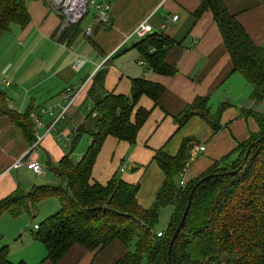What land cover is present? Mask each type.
<instances>
[{"label": "trees", "instance_id": "16d2710c", "mask_svg": "<svg viewBox=\"0 0 264 264\" xmlns=\"http://www.w3.org/2000/svg\"><path fill=\"white\" fill-rule=\"evenodd\" d=\"M206 11L213 13L234 71L251 85V98L262 102L264 45L255 43L246 27L227 9L225 0H200L194 17L199 19ZM31 18L27 0H0V33H7L12 24L24 27ZM83 34L87 35L81 22L64 28L59 26L55 31L57 39L68 46ZM172 44L173 40L157 32L140 39L134 47L149 69L173 76L179 69L166 62ZM101 77L99 74L98 79ZM95 84L90 89L94 107L75 127L69 152L58 163L48 161V168L58 176L59 184H40L29 191L19 186L13 194L0 200V218L6 211L14 217L26 212L33 214L45 198H56L60 209L45 217L38 229L32 230L33 236L48 250L46 259L50 264H58L75 244L101 251L114 241L129 247L128 253L114 264H264V111L247 109L257 130L184 186L179 184L180 171L190 160L192 151L205 145L196 134H189L180 139L172 153L168 148L170 139L166 141L152 157L164 175L163 181L152 204L144 207L138 200L139 182L129 183L114 176L102 184L92 175L93 167L107 136L129 144L136 142L152 111L139 105L140 98L147 95L158 106L165 86L146 77H134L130 81L129 94L96 95ZM6 97L0 89V98ZM229 106L222 102L213 111L208 96L198 97L175 115L174 121L179 130L192 118L200 117L214 135L223 128L222 116ZM34 112L32 104L23 113L0 109V114L16 122L30 144L36 139L31 116ZM83 136L90 139L88 148L78 161H74L75 145ZM194 188L187 218L171 247L170 241ZM170 205L174 206V212L163 236L159 237L157 226L161 210ZM157 239L161 241L159 248L154 246ZM9 253L8 245L0 247V264H27L22 260L12 262Z\"/></svg>", "mask_w": 264, "mask_h": 264}, {"label": "crops", "instance_id": "0c3cea01", "mask_svg": "<svg viewBox=\"0 0 264 264\" xmlns=\"http://www.w3.org/2000/svg\"><path fill=\"white\" fill-rule=\"evenodd\" d=\"M27 1L32 16L30 22L24 27L12 24L6 34L4 43L6 48L0 52V89L7 95L5 99L0 98V109L23 113L31 104L34 106V115L42 118L41 127L37 125L36 120H33L35 142L40 139L37 145L39 149H31L34 142L27 143L22 129L16 122L8 115L0 114V200L13 194L19 186L26 191L34 186L33 180L25 177L27 172L31 171L36 176H43L46 173L44 170L42 175L37 174L25 165L11 167L14 161L20 158L26 161L32 159L48 169V161L58 163V160L69 152V146H65L64 138L72 137L75 127L85 120L81 119L80 109H77L75 103L82 98L84 103L87 100L94 107L93 97L90 95L94 83L98 88L96 95L108 92L129 94L130 81L134 77H146L154 83L165 86V91L159 97L158 106L147 95L140 98L139 105L151 108L152 111L142 126L136 142L129 144L117 137L107 136L93 167L92 175L102 184L107 183L114 176L123 178L129 183H141L138 200L144 207L152 204L164 177L159 166L153 162L155 150L172 137L174 141L176 134L185 130L189 124L197 125L189 134H196L199 137L201 144L205 145L204 151L208 156L200 157L204 151L199 152L198 158L193 160L187 171V181L204 172L215 159H220L232 151L239 141L247 139L252 131L257 130L253 118L246 113L247 109H252L251 105L256 103L250 96L252 87L240 73L234 71L232 58L222 39L218 24L214 21L213 13L206 11L199 19L194 17L196 9L200 6V0H109L112 6L110 11L112 26L106 28L99 23L96 24L97 13L94 8V12L89 13L91 20L84 29L85 32L88 26L94 25V32L88 36L83 34L69 46L60 42L55 35L57 28L62 26L64 17L52 1ZM225 4L246 27L255 43L259 46L264 45V0H225ZM173 15H178V18L173 20L171 18ZM146 18L151 26V34L163 32L169 40H173L166 57L168 64L175 65L179 69L173 76L156 73L149 69L147 64L141 65L140 61L143 59L134 47L140 39L135 40L130 37L126 40L128 34ZM85 39L88 42H84ZM17 53L21 55L13 57ZM128 54L134 57V64L144 70L142 75L141 71L134 67H129L127 71L116 68L114 64L116 57ZM80 58H86V62L78 69L75 61ZM99 74H102L100 79H98ZM237 75L242 77V81L247 83V86L240 82ZM4 78L9 80V85L2 83ZM83 84H85L84 88L66 116L68 119H76L73 120L75 122L80 120L78 124L71 131H65L62 128V121L68 119H59L54 128L48 130L56 120L57 111L60 112L64 107L63 104L67 103L63 94L69 89L77 90ZM233 85H238L244 92L245 98L239 99L238 103V98L231 100L232 96L237 94L236 89L230 90ZM220 92L223 93L222 98H218V105L227 102L230 104L229 107L236 106V108L232 111L231 109L224 111L222 116L224 125L217 134L213 135L205 120L201 119L202 126L199 121H194L200 117L192 118L186 126L178 130L174 121L175 115L198 97L203 96H208L212 108L213 97ZM48 95H51L50 101L59 97V102L54 106L55 116L51 117L44 113L47 115L45 119L41 116L43 113L38 110L37 102H39L38 98L42 100L49 97ZM234 125H237L238 133L233 130ZM198 128L200 129L196 131ZM207 136L208 138L213 136L210 143L205 141ZM179 144L177 140L174 150ZM211 144L213 146L210 150ZM122 164H127V169L130 170L132 167L135 168L131 171V176L125 174L127 169L121 171ZM53 176L59 183L58 176L55 174ZM148 177L149 189L145 192L144 181ZM49 209L47 208L46 211ZM41 211L42 209L38 214H41ZM51 214L53 212L49 215ZM36 218V212L22 213L16 217L7 211L2 213L1 223L10 221L18 225L12 235L13 240H16L14 238L17 233L21 236L17 250L11 249L8 244L9 258L12 262L22 260L27 264H50L46 259L48 250L43 242L33 236L32 230L24 226L25 220L33 221ZM36 223L33 224V229ZM3 237L8 239L6 235ZM128 251L129 247L121 241H114L101 251L88 250L80 244H75L58 264H114Z\"/></svg>", "mask_w": 264, "mask_h": 264}, {"label": "rangeland", "instance_id": "374dc122", "mask_svg": "<svg viewBox=\"0 0 264 264\" xmlns=\"http://www.w3.org/2000/svg\"><path fill=\"white\" fill-rule=\"evenodd\" d=\"M88 10H89V12L88 13H90L91 12V14L94 12V8L91 6V4L89 5V8H88ZM90 20H91V15L90 14H88L85 18H83V20H82V22H81V27L82 28H86V25L90 22ZM64 23V21L62 20V24ZM7 33H0V52L1 51H4L5 50V46H4V43H5V40H6V38H7V35H6ZM132 42H134L135 40H131ZM84 42H88L87 41V39H85L84 40ZM128 46H129V44H128ZM126 49H127V47H126ZM21 50V49H20ZM22 51V50H21ZM23 52V51H22ZM84 53H86V52H84ZM21 55V53H17V54H15L13 57H15L16 55ZM52 54V53H51ZM10 55H12V54H10ZM119 55V54H118ZM88 56L86 55V58H87ZM23 60V59H22ZM114 64H115V66H116V68H118L119 70H121V71H127L128 70V68L129 67H134V68H136L137 70H139V71H141V75L143 74V72H144V70L143 69H141V68H138L135 64H134V57L131 55V54H128V55H123V56H117L116 57V59H115V61H114ZM128 73V72H127ZM238 77V79H240V82H243L242 81V77H240V75H237ZM4 79H6V78H4ZM243 84H246V86H247V83H245V82H243ZM234 89H236V93L237 94H234V96H232V99L231 100H234V99H236L237 100V98H238V100H237V103H238V101H239V99H244L245 97H244V92L242 91V88L240 87L239 88V86L238 85H233L232 86V88L230 89V90H234ZM222 93L223 92H220V94H218L217 96H214L213 97V101H212V110L213 111H215L216 109H217V105H218V102H219V99L218 98H222L221 96H222ZM46 94H48V93H46ZM45 94V95H46ZM49 97H46L45 99L43 98L42 100H40L39 98H38V101L39 102H37L38 103V110H39V112H40V110H41V108H42V106H45V107H48L49 105H52L53 107L54 106H56L57 104H58V100H59V97L58 98H56V99H54V101H50L51 99V95H48ZM57 97V96H56ZM213 103H215V104H213ZM67 105V103H65V104H63V106H66ZM211 105V104H210ZM75 106L77 107V109H80V117H81V119H85L86 118V115L90 112V110L91 109H93V105H92V103L91 102H89V101H85V103L83 102V99L82 98H80L78 101H77V103H75ZM251 107H252V109H258L259 111H264V100L262 101V102H256L255 104H252L251 105ZM233 108H236V106H233V107H228L226 110H225V112L226 111H229L230 109V111H232L233 110ZM58 112H59V110L57 111V113H56V116H57V114H58ZM41 113V112H40ZM67 114H69V113H67ZM42 117H47V115L46 114H42L41 115ZM54 116H55V114H54ZM53 116V117H54ZM52 117V116H51ZM33 118V117H32ZM34 119V118H33ZM46 119V118H45ZM68 119V118H67ZM197 120H194V121H199L200 123H201V126H202V123H203V121L201 120V118H196ZM199 119V120H198ZM73 120H76V119H73ZM72 119H68V120H63L62 122V128L65 130V131H68V130H72V128L73 127H75L77 124H78V122L80 121H78V122H75V121H73ZM45 121V120H44ZM252 123H253V121H252ZM235 127L233 128V130H235L237 133H238V128H237V125H234ZM193 127H197V125L196 124H189V126L188 127H186V129L184 130H182V132H180V133H177L176 134V139L173 141H170V142H168L169 143V145H168V148L171 150V151H173V153H175V151H176V149L174 150V146H175V142L178 140V143H179V141H180V139L182 138V136H186V134H189L191 131H192V129H193ZM200 128H198V129H196V131L197 130H199ZM210 130V129H209ZM210 134H211V131H210ZM213 136H210L209 138H208V136H207V139L205 140L206 142H211L213 139ZM202 139V138H201ZM35 143V142H34ZM33 143V144H34ZM208 143V144H209ZM32 144V145H33ZM88 144H89V138H88V136H85L84 138H82V139H80V141H79V143L76 145L77 147L75 148V150L73 151V154H72V159L74 160V161H78L80 158H81V156L86 152V150H87V148H88ZM207 144V145H208ZM213 146V144H211L210 145V150H211V147ZM61 147H63V148H66V147H64V146H61ZM208 153H206L205 151L203 152V153H201L200 154V157H204L205 155H207ZM208 156V155H207ZM46 166H47V164L46 163H44ZM123 165V164H122ZM26 166V165H25ZM155 166V165H154ZM25 170H26V168H24ZM45 171H46V173H44V175L43 176H36L35 174H33L31 171H29V172H27V175L25 176V177H30L31 178V180H33V184H34V186H38V185H40V184H59L57 181V179L55 178V176H53V172L48 168V169H46L45 168ZM44 171V172H45ZM119 174H122V175H129V176H131L132 175V173H131V170H130V168H128L127 170H126V173L125 174H123V173H119ZM42 175V174H41ZM149 179V177L147 178V179H145V181H144V183H145V192H147L148 191V184H147V180ZM141 184V183H140ZM146 184H147V186H146ZM55 206V207H54ZM59 204H58V201H57V199L56 198H54V197H49V198H45L44 200H43V202H42V204H39V207L37 208V210H36V213H37V218L35 219V220H33V221H30V220H25V223H26V225H24L25 226V228L26 229H30V231L31 230H34L33 229V224L35 223V222H37V223H41L44 219H45V217L47 216V215H49L50 213H54V212H57V210H59ZM50 208L48 211H46V209L47 208ZM40 209H42V211H41V214H38L39 213V210ZM173 212H174V206H172V205H170V206H165V207H163L162 208V210H161V213H160V222H159V224H158V226H157V231H160V232H163V231H165L166 229H167V227H168V224H169V222H170V219H171V217H172V214H173ZM22 219V218H21ZM3 223H1L0 224V247L5 243L6 245H10V247H11V249H13L14 248V250H17L18 248H19V243H20V237L21 236H19V233H17V235H15V238L14 239H16V240H13V237H12V235L15 233V231H16V227L18 226V225H15L14 223H12V222H7V221H2ZM29 222V223H28ZM36 223V224H37ZM31 227V228H30ZM3 235H6L7 237H8V239H6V238H4L3 237ZM21 241H23V239L21 240ZM9 245H8V247H9ZM13 254H15V252H13ZM13 257H15V256H13Z\"/></svg>", "mask_w": 264, "mask_h": 264}, {"label": "built area", "instance_id": "2783aa9c", "mask_svg": "<svg viewBox=\"0 0 264 264\" xmlns=\"http://www.w3.org/2000/svg\"><path fill=\"white\" fill-rule=\"evenodd\" d=\"M52 3L57 7V9L59 10L60 14L63 15L64 17V23L62 24L61 28L64 27H68V25L71 24H75L78 23L80 21L83 20L84 17H86L89 13V5L91 4V6L93 8H95V11L97 13V18H96V24H103L105 25V27H110L113 24V19H112V14L110 13L111 11V2L109 0H51ZM173 20H176L178 18V15H173L171 17ZM94 25H90L87 27L86 29V34L87 35H91L94 32ZM151 34V26L149 24L148 18H146L145 20L142 21V23H140L139 25L136 26L135 29H133L127 36L126 40H128V38L132 37V39H142L145 36ZM155 48H152V51H154ZM86 62V58L84 59H76L75 61V66L76 68H81L84 63ZM140 64H147L146 60L143 59L140 61ZM2 83H4L5 85H9L10 82L7 79H3ZM85 84L81 85L79 89L77 90H73V89H69L67 90L64 94H63V98L65 99V101H67V105L64 106L62 108V110L57 114L56 116V120H54L51 124V126H49L48 130L54 128V126L57 124V120L59 119H65L67 118V113L69 112L71 106L74 104V100L77 98L78 94L80 93V91L84 88ZM54 111H55V107H53L52 105H49L48 107H43L40 112L41 114L46 113L51 115L52 117L54 116ZM96 113H94L95 115ZM31 116L34 118V120H36V123L39 127L42 126V122L39 116H35L34 113L31 114ZM66 140L65 146H69L70 141L72 139V137L70 138H64ZM40 139H38L37 142H35L30 148L31 149H39L38 148V143H39ZM205 147L204 146H200V147H196L192 153H191V158L190 160L186 163V165L184 166V168L180 171L179 174V184L184 186L187 183V171L190 168V165L192 163V161L197 158L198 152L199 151H204ZM21 165H26V167L28 169H32L34 170L37 174H43L45 167L44 165H42L40 162H37L35 160L29 159V160H25L23 158H20L16 161H14V164L11 167H18ZM127 164H124L121 167V171H124L125 169H127ZM35 229H38L39 225L35 224L34 225ZM159 237L163 236L162 232H159L157 234Z\"/></svg>", "mask_w": 264, "mask_h": 264}, {"label": "water", "instance_id": "95a60500", "mask_svg": "<svg viewBox=\"0 0 264 264\" xmlns=\"http://www.w3.org/2000/svg\"><path fill=\"white\" fill-rule=\"evenodd\" d=\"M136 168H137V167H136ZM132 170H135V168L132 167L131 171H132ZM235 171H237V170H235ZM235 171H232V173H235ZM194 190H195V188H194V189L192 190V192H191L190 198H189V200H188L189 203H188V205H187V208H186L184 214L182 215L183 218H182L181 222L179 223L178 228H177L175 234L173 235V237H172V239H171V241H170L169 246H171V247H172V244H173V243L175 242V240L177 239L178 234H179V232H180L179 230L181 229L182 225L184 224V222H185V220H186V218H187L188 211H189V209H190V207H191V202H192V201H191V197H192V194H193ZM160 244H161L160 239H157V240L154 242V246H155L156 248H159V247H160ZM170 251H171V249H170ZM170 251H169V253H170Z\"/></svg>", "mask_w": 264, "mask_h": 264}]
</instances>
